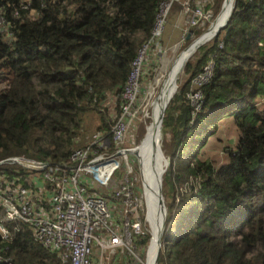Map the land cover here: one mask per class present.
<instances>
[{"label":"trees","instance_id":"obj_1","mask_svg":"<svg viewBox=\"0 0 264 264\" xmlns=\"http://www.w3.org/2000/svg\"><path fill=\"white\" fill-rule=\"evenodd\" d=\"M160 1L0 0L11 32L8 40L0 31V158L22 151L67 160L81 112L106 92L121 102ZM221 1H214V15ZM209 55L214 76L201 87L203 105L193 115L186 93ZM183 73L162 120L169 161L162 193L170 199L157 264H264V0H233L225 27ZM105 114L101 126L109 129ZM227 118L233 143L217 133ZM209 143L217 150L207 155ZM134 237L146 244V225ZM0 251L13 264H60L25 223L11 240L0 237Z\"/></svg>","mask_w":264,"mask_h":264},{"label":"built area","instance_id":"obj_2","mask_svg":"<svg viewBox=\"0 0 264 264\" xmlns=\"http://www.w3.org/2000/svg\"><path fill=\"white\" fill-rule=\"evenodd\" d=\"M173 1L175 0H164L161 3L151 40L162 33L165 16ZM184 12L188 15L191 26L198 25L210 15L201 6L191 8L188 1L184 2ZM149 48V45L143 44L132 62L122 95L121 105L124 108L132 107L137 101L139 78ZM213 68L214 61L210 59L192 79L194 89L187 94V98L193 106V112L204 101L200 86L210 80ZM124 113L123 109L112 125L113 150L106 149L110 140H94L96 148L76 147L70 152L67 162L45 165L39 161L30 162L28 165L31 168L40 169L45 166L43 180L38 182L37 189L23 186L8 174H0V202L9 211L10 217L30 221L36 238L44 246L58 250L61 264H102V258L107 261L112 258L117 246L131 245L129 226L134 231L140 230L139 220L131 221L127 214L131 213L129 208L133 197L127 185L123 184L115 191L117 195H121L123 205L124 216L119 225L121 231L113 225L114 206L111 202L105 197L90 194L85 185L89 181L92 186L109 184L114 169L120 163L118 151L123 150L120 143L124 135ZM99 135L94 134L95 137ZM43 181L49 184L45 195L51 204L50 210L44 209L41 204ZM94 243L99 247L97 259H94L92 251ZM139 260L146 264L142 259Z\"/></svg>","mask_w":264,"mask_h":264},{"label":"rangeland","instance_id":"obj_3","mask_svg":"<svg viewBox=\"0 0 264 264\" xmlns=\"http://www.w3.org/2000/svg\"><path fill=\"white\" fill-rule=\"evenodd\" d=\"M214 1L216 2V0H203L202 3L204 5V8L207 11L211 10V12H213V9H210V6L215 5ZM222 2L223 1H221V5H222ZM176 4H177V2H175L171 8V12L168 16V28L166 29L165 34L162 38V45L166 49V53L159 55L156 50L152 51L153 55H151L148 58L147 64L144 65V66H146L145 67L146 69L144 67H142V70L145 72L143 74L141 73V75L143 76L142 82H141L142 91L139 92L140 97H138L137 103L135 105H133L132 107L130 106L128 108H124L123 105L120 104L118 99L113 101V96H110L101 105V107L104 106V108L108 111H110L112 106H114V109L117 112L119 109V107H118V103H119L120 107H121V111L123 109L125 111V113H124L125 116L123 117L124 135H123V139L120 143V146L121 147H123V146L127 147V149H126L127 153H121L120 156L123 159H122V161H120V166L122 167V164H124V166L114 172L112 182H113V186L116 187V180L121 181L122 179H125V176L127 177V180L129 183V189L132 191L131 193L133 195V197H131L132 205L129 208V209H131V215L133 216V218L136 221L139 219V216L143 217L142 218L143 226L146 225L147 231L150 232L149 233L150 238L148 239L149 242H147L143 246H139V245L136 246L138 253L140 252L143 257H145V255H146V258H147V250H148L149 246L151 245L150 242H151L152 238H154L152 236L151 226H150L148 219H147L148 215H150L151 222H152V218H153L154 222L156 221L155 223L157 225V228L159 227L157 233L160 232V225H161V220H160L161 211H160V207H159V204H158L157 198H156L157 191H158L157 180H155V194L152 197L153 201L150 205L148 200H147V197H146L145 180L143 177V173L141 171L139 160L134 154L129 153L128 151L136 150L138 145H141L144 147L146 146V144H145L146 143V140H145L146 139V131L150 125V122L152 119V114H151L152 109H153V106L155 105V103L157 101L161 87L163 86V84L166 80V77L169 75L171 68L177 62L180 54L190 44V43L186 44L188 38H185V36L181 37L182 32H183V30H182L183 25H179V24H181L179 22H177L178 26L176 25L177 20L174 17V14H178V9H177ZM225 4H226V0L224 1L222 8L220 7L221 10H219L220 11L219 14L217 16L215 14L214 16H216V17L213 18V13H212L210 20L204 25L203 28H199V29H207L208 30L210 25L213 24L216 21V19L219 18V16L221 15L222 10L225 7ZM230 5H231V3L228 6V17L230 14L229 13ZM182 18H183V16H182ZM182 22H185V21H182ZM174 23H175V26H173ZM185 26H186V24H185ZM192 39H193L192 37L189 38V40H192ZM160 43H161V41H159L158 44H156V41H153L152 42V48L156 49L157 45H160ZM186 77L187 76L183 73V70H182L180 72L178 78H177V85L182 84L185 81ZM108 100L112 103H110ZM107 101H108V103H107ZM116 112H111V113L109 112L110 114H108V113L105 114L104 111L99 110L98 107L88 108V109L82 111L80 114V118H81L80 127L76 133L75 144H81V145L88 144L90 139H91L92 133L98 127L102 128L101 125H102V120H103L104 114L106 115L107 118H109V117L113 118V116ZM227 119H229V123L227 124V122H225L224 125H222L223 124L222 123L221 128L217 131V133L219 135L221 134L222 136L225 135L226 133H228L229 136H227V138H225V141H227L229 139L230 142L229 141L228 142L233 143L234 142L233 139L235 138L236 132H235V130H233L234 128H233V125L231 123L230 118H227ZM227 119H225L224 121H226ZM223 126L224 127L226 126V128H224ZM161 129H160V132H161ZM160 132H159L158 137L156 139V150L153 147H152L153 151H151V149L149 150V152H150L149 153V164H145V168H146L147 172H148V168H150V166H151V168L154 166L155 170L157 171V175H159L162 168H166L168 166V163H169L168 157H166V155H165L166 162H164V160H163L164 157H163V155L159 149V143H161V141L164 139V138L162 139V133L160 135ZM203 149L205 150V154L208 155L209 152L216 151L217 146H216V143L214 145H212V143H209V144L205 145ZM221 150L219 149V151H218V152H220V154H222ZM15 155L33 157L31 154L23 153L22 151L15 152ZM146 159H148V158H146ZM158 168H159V171H158ZM28 170H30L31 172H33L36 175H39V176L43 175V171H39V170L33 171L32 169H28ZM117 171H119L118 172L119 174L117 175V177L116 176L114 177V175ZM164 171H165V169H164ZM123 175H124V177H123ZM88 186H89L88 190L91 192L95 191L96 189L101 191V190H105L107 188V185L91 186L89 183H88ZM45 193H46V189H45V187H43V190L41 192V204H42L44 209L50 210L51 204H50L49 200L46 198ZM169 199H170L169 196H166L164 198V202L168 201ZM118 202H119L118 200L114 201L116 208L114 211L115 214H114V219L112 222H113L114 227L121 231V226H119V225L122 221V216H123L122 214L123 213L121 210V205L118 204ZM149 208L151 210H149ZM145 216H146V219H145ZM156 217H157V219H156ZM159 221H160V223H159ZM157 237H158V235H157ZM157 237H156V244L158 246V238ZM157 246H155V249H154L155 253H156ZM146 247H147V249H146ZM92 251H93L94 259H97L98 255H99L97 244L94 243L92 245ZM145 251H146V253H145ZM131 254H133V253L130 250L129 246H127V247L125 245L124 246H118L116 248V253L114 254V259H113L111 264H139L138 262H136L137 260L134 259ZM110 261H111V259H109L107 261L106 258H102V264H108V263H110Z\"/></svg>","mask_w":264,"mask_h":264},{"label":"clouds","instance_id":"obj_4","mask_svg":"<svg viewBox=\"0 0 264 264\" xmlns=\"http://www.w3.org/2000/svg\"><path fill=\"white\" fill-rule=\"evenodd\" d=\"M164 0H161L160 2H159V4H158V7H157V11L155 12V15H154V20H153V25H152V28H151V32H150V35H149V37H148V39H146L140 46H139V48H141V46L143 45V44H147V45H149L150 46V48H149V50H148V54H147V58H146V60H145V62H144V65L145 64H147V61H148V58L151 56V55H153L152 54V51H154V50H156L157 51V53L160 55V54H163V53H166V49L163 47V45H162V38H163V36H164V34H165V31H166V29L168 28V16H169V14H170V12H171V8H172V6H173V4L175 3V2H177V4H180L181 5V9H180V11L178 12V14H177V16H176V20H177V17L178 16H180L181 18H182V16H183V21H185V22H183V28H182V30H183V32H182V35H181V37H183V36H185V38H188L187 40H189V38H193L192 40H190V42L189 43H191L193 40H195L196 38H198L199 36H201L207 29H200V30H202V32L200 33V34H198V35H195V33H194V31H193V33H192V29L193 28H195V29H199V28H203L204 27V25L210 20V18H211V16H212V13L213 12H211V10H209V11H207L205 8H204V5H203V3H202V1L203 0H175V1H173L172 2V4H171V6H170V8H169V10H168V12H167V14H166V16H165V21H164V28H163V31H162V33L160 34V36H158L156 39H154V40H151V38H152V31H153V27H154V23H155V19H156V15H157V13H158V11H159V9H160V5H161V3L163 2ZM185 1H188V3H189V6L191 7V8H195V7H197V6H201L202 8H203V10H205L206 12H208L210 15H209V17L207 18V19H205V20H203L202 22H200L198 25H195V26H191V25H189V21H188V15L184 12V2ZM223 2H224V0H222ZM223 2H222V4H223ZM210 4V3H209ZM28 6L26 5V4H23L22 6H21V8H27ZM221 8H222V5H221ZM210 9H212V5L210 6ZM232 9H233V6H232ZM232 9H231V12H232ZM219 10H221V9H219ZM219 12L220 11H218V13L216 14V16L219 14ZM231 12H230V14H229V17H230V15H231ZM33 13V12H32ZM216 16H214V14H213V18H215ZM229 17H228V19H229ZM228 19H227V21H228ZM213 20V19H212ZM227 21L225 22L226 24H227ZM211 23V22H210ZM185 24H186V26H185ZM225 24V25H226ZM210 25V24H209ZM225 25L222 27V28H220L219 29V31L213 36V37H211V38H209V40H207L204 44H206V43H208V42H210L211 40H213L214 39V37L215 36H217L218 35V33L225 27ZM173 26H175V23L173 24ZM209 27V26H208ZM207 27V28H208ZM10 24H9V22L7 21V19L3 16V15H1L0 16V31L1 32H3L4 34H5V38L6 39H11V32H10ZM153 41H156V44H158V42L159 41H161V43H160V45H157V48L156 49H153L152 48V42ZM188 43V44H189ZM204 44H202V45H204ZM220 44H221V42H220ZM201 45V46H202ZM200 46V47H201ZM199 47V48H200ZM139 48H138V50H139ZM199 48H197L196 50H195V52L190 56V58L197 52V50L199 49ZM138 50H137V53H138ZM137 53H136V55H137ZM136 57V56H135ZM189 58V59H190ZM188 59V60H189ZM210 59H212L213 61H214V58H213V56H211V55H209V58L204 62V64L202 65V67H201V69L195 74V76L203 69V67H204V65L208 62V61H210ZM134 60V59H133ZM133 60H132V62H133ZM187 60V61H188ZM186 61V62H187ZM132 62H131V68H130V72H131V69H132ZM185 62V63H186ZM185 65V64H184ZM146 66H144V68H145ZM183 68H184V66H183ZM183 68H182V70H183ZM146 69V68H145ZM181 70V71H182ZM214 71H215V61H214V68H213V74H212V77L210 78V80L208 81V82H210L211 80H212V78H213V76H214ZM130 72H129V74H130ZM145 71H142V74L144 73ZM180 74V73H179ZM141 77L139 78V91H138V96H137V101H138V97H140V95H139V92L140 91H142V89H141V87H142V84H141V82H142V78H143V76L142 75H140ZM179 76V75H178ZM195 76H193L191 79H190V89H189V91L186 93V98H187V94L192 90V89H194V86H193V84H192V79L195 77ZM128 77H129V75H128ZM178 78V77H177ZM127 80H128V78H127ZM127 80H126V82H125V84H124V87H123V90H122V94H121V102H120V104L122 103V95H123V92H124V88H125V85H126V83H127ZM208 82H206L205 84H207ZM205 84H203V85H205ZM203 85H201L200 86V90H201V87L203 86ZM176 89H177V81H176ZM176 89H175V91H176ZM175 91H174V93H175ZM201 92H202V90H201ZM173 93V94H174ZM202 94H203V92H202ZM110 96H113V99H114V101L117 99V97L115 96V95H112L110 92H106L105 93V98L102 100V102H100V103H98L96 106L98 107V109L99 110H103L105 113H108V114H110L111 112H116V110L114 109V106H112V108H111V110L110 111H108V110H106L105 108H104V106L103 107H101V105H102V103H104L106 100H107V98L108 97H110ZM173 96V95H172ZM172 98V97H171ZM171 98L169 99V101H168V103L170 102V100H171ZM203 98H204V96H203ZM109 101V100H108ZM108 101H107V103H108ZM137 101H136V103H137ZM187 101H188V103L190 104V106H191V113L194 115L198 110H200L201 109V107H202V105H203V103H202V105H201V107L199 108V109H197L196 111H194L193 112V106L191 105V103L189 102V99L187 98ZM135 103V104H136ZM167 103V104H168ZM91 105L90 106H93L94 105V103H90ZM166 107H167V105H166ZM166 109V108H165ZM110 112V113H109ZM165 112V111H164ZM120 113H121V107H119V110L114 114V116H113V118H111V117H109V119L111 120V124H110V128L109 129H103V128H97L93 133H92V136H91V139H90V141H89V143L88 144H86V145H81V144H75L74 143V145H73V147L70 149V152L72 151V149H74V148H76V147H82V148H88V149H91V148H96L97 146H96V143L95 142H93L94 140L96 141V142H99V141H101L102 139H108V140H110V144H109V146L106 148L107 150H109V151H111V150H113V148H114V140L112 139V125L114 124V122H115V120L119 117V115H120ZM164 116V115H163ZM163 120V119H162ZM161 128H162V121H161ZM95 133H99L100 135L98 136V137H95L94 136V134ZM161 133H162V129H161V132H160V135H161ZM93 142V143H92ZM160 147H161V150H162V146H161V143H160ZM122 151H118V159H119V161H122V159L123 158H121V153H127V147H125V146H123L122 147ZM103 149H99V151H102ZM124 151V152H123ZM70 152H69V154H68V158H67V160H64V161H48V160H41V159H37V158H34V157H27V156H19V155H15V154H11V155H8V156H5V157H1L0 158V167H2V166H5V165H7V166H10V168L9 169H4V170H0V174L2 173V174H8L9 176H10V178H12V179H14L16 182H18V183H20V184H22L23 186H32V187H34L35 189H37L36 187H37V184H38V182L40 183V182H42V180H43V177H44V171H45V166L43 167V168H40V169H36V168H31V167H29V165H30V162H33V161H39V162H42V163H44V165L45 164H52V163H62V162H67L68 161V159H69V155H70ZM162 152H163V150H162ZM163 160H164V162L166 161V157H165V154H164V152H163ZM127 156V155H126ZM29 164V165H28ZM124 166V164H122V167ZM121 166H120V163H119V165L114 169V171H113V173H112V176H111V179H110V182H109V184L107 185V190L105 189V190H95V191H93V192H91V191H89L88 189H89V186H88V183L91 185V183H90V181L88 182V183H86L85 185H86V187H87V192H89L90 194H93L94 196H102V197H105L109 202H111V204L114 206V211H115V208H116V205L114 204V201L115 200H118L119 202H118V204H120L121 205V210H123V205H122V201H121V195H117V193L115 192L121 185H127L128 187H129V183H128V180H127V177L125 176V179H122L121 181H117L115 178V180H116V187H114L113 186V182H112V178H113V174H114V172L116 171V170H118V169H120V168H122ZM167 168V167H166ZM165 168V169H166ZM28 169H32L33 171L34 170H39V171H43V175L42 176H39V175H36V174H34L33 172H31L30 170H28ZM16 172H19V174H17ZM119 171H117L116 173H115V175H114V177L116 176L117 177V175L119 174L118 173ZM123 177H124V175H123ZM162 181H163V174H162ZM44 182V181H43ZM44 184V187H45V189L47 190L48 189V182H44L43 183ZM92 186V185H91ZM94 186V185H93ZM99 186H104V185H102V184H99ZM162 196H163V193H162ZM163 200H164V197H163ZM164 205H165V202H164ZM0 207L2 208V214L0 215V237L2 238V239H5V240H11L15 235H16V233L19 231V227H20V223H25V224H27L28 226H29V228L31 229V231H32V234H33V236H34V238H35V240H37L43 247H45V248H48V247H46V246H44L37 238H36V236H35V234H34V229H33V226H32V223L30 222V221H26V220H22V219H19V218H17V217H14V218H12V217H10V213H9V211H7V209H6V207H4L3 206V204L0 202ZM123 213V212H122ZM115 214V213H114ZM114 214H113V218H112V221H113V219H114ZM128 214V216H129V218L131 219V221H133L134 220V218H133V216L131 215V213H127ZM123 216H124V214H122ZM123 216H122V219H123ZM165 216H166V206H165ZM142 218L143 217H140L139 216V222H140V230L139 231H134L133 230V227L132 226H129V232H130V235H129V237L131 238V245L129 246V248H130V250L132 251V253L133 254H131L132 256H133V258L134 259H136L137 261L136 262H138L139 264H141L142 262L139 260V258L140 259H142L143 261H145V263H146V255H145V257H143L142 255H141V253L139 252L138 253V251H137V248H136V244H135V242H134V239H135V237H134V235L135 234H137V233H139V232H141V228L143 227V223H142ZM145 219H146V216H145ZM164 225H165V217H164ZM163 230H164V226H163ZM163 230H162V234H163ZM150 233V232H149ZM149 238H150V234H149ZM148 238V239H149ZM161 238H162V235H161ZM161 241V240H160ZM149 242V241H148ZM125 244H123V245H120V246H124ZM148 245V244H147ZM126 247H127V245H125ZM160 246H161V242H160ZM118 247V246H117ZM116 247V248H117ZM99 248V247H98ZM48 249H50V250H53V251H55L56 253H57V256L60 258V256L58 255V250L57 249H52V248H48ZM146 249H147V247H146ZM160 250V249H159ZM115 253H116V250H115ZM114 253V254H115ZM145 253H146V251H145ZM114 254H113V256H112V258H111V261H110V263H108V264H111L112 263V261H113V259H114ZM158 260V259H157ZM141 262V263H140ZM0 263H2V264H13V262H12V260H11V258L9 257V255H4L3 253H1V251H0ZM60 264H61V258H60ZM143 264V263H142Z\"/></svg>","mask_w":264,"mask_h":264},{"label":"bare ground","instance_id":"obj_5","mask_svg":"<svg viewBox=\"0 0 264 264\" xmlns=\"http://www.w3.org/2000/svg\"><path fill=\"white\" fill-rule=\"evenodd\" d=\"M231 3V0H226V4L224 9L222 10L221 15L219 16V18L216 19V21L210 25L209 29L206 30L201 39H204L206 37L211 38L213 37L215 34V31L218 29V27L221 24H224L227 21V17H228V6ZM231 12V5H230V10L229 13ZM188 49H186L185 51H183L177 62L174 64V66L171 68L169 75L166 77V80L163 84V86L161 87L160 93L158 95L157 101L155 103V105L153 106L152 109V119L150 122V125L146 131V146H141L138 145L136 150H130L128 151L129 153L134 154L140 163V167H141V171L143 173V177L145 180V191H146V197L147 200L149 202V204L151 205L152 203V197L155 194V180H157V171L155 170V167L153 166L151 168H148V172L146 171L145 168V164H149V150L151 149V151H153L152 147L156 150V139L158 137V134L160 132L161 129V112L165 106V104L169 101V99L172 97L175 89H176V81H177V77L179 75V73L181 72V69L183 67V64L185 62V60L188 57ZM144 147V148H143ZM148 158V159H146ZM159 171V168H158ZM162 205H159L160 207V211H161V215H160V220H161V225H160V231L163 227V209L161 207ZM155 209V208H154ZM149 210H151L149 208ZM156 210V209H155ZM148 222L151 226V230H152V236L154 238H152L151 242H150V246L147 250V258H146V264H155V246H157L156 244V237L158 235V239L160 237V232L157 233L158 228L156 225V221L154 222L153 218H152V222H151V218L150 215H148L147 217ZM157 219V217H156ZM160 223V221H159Z\"/></svg>","mask_w":264,"mask_h":264},{"label":"water","instance_id":"obj_6","mask_svg":"<svg viewBox=\"0 0 264 264\" xmlns=\"http://www.w3.org/2000/svg\"><path fill=\"white\" fill-rule=\"evenodd\" d=\"M225 1V0H224ZM224 3V2H223ZM223 5V4H222ZM232 6H233V0H231V9H232ZM224 24H221L218 29L215 31L214 34H216L220 28H222ZM203 35V34H202ZM201 36H199L198 38H196L195 40H193L185 49H188V57L187 59L185 60V62L190 58V56L195 52V50L197 48H199L202 44H204L207 40H209L208 37L204 38V39H201ZM184 62V64H185ZM183 64V66H184ZM183 68V67H182ZM182 70V69H181ZM168 103V102H167ZM167 103L165 104L162 112H161V121L163 119V115H164V111H165V108H166V105ZM159 149H160V152L163 154L162 150H161V147H160V143H159ZM166 162V161H165ZM165 168H162V170L160 171V174L157 175V186H158V191H157V195H156V198H157V202L159 205H162V209H163V226H164V217H165V205H164V200H163V196H162V174H163V171H164ZM162 230H163V227L160 231V237L158 239V246H157V249H156V254H155V264H157V259H158V253H159V249H160V240H161V235H162Z\"/></svg>","mask_w":264,"mask_h":264},{"label":"crops","instance_id":"obj_7","mask_svg":"<svg viewBox=\"0 0 264 264\" xmlns=\"http://www.w3.org/2000/svg\"><path fill=\"white\" fill-rule=\"evenodd\" d=\"M182 21H183V19H182L180 16H178V17H177V21H176V25H177V22L181 23V24L178 23L179 25H182V24H183ZM177 26H178V25H177Z\"/></svg>","mask_w":264,"mask_h":264}]
</instances>
